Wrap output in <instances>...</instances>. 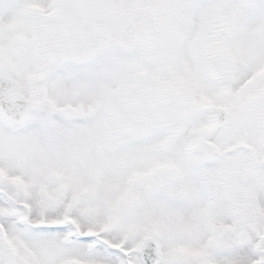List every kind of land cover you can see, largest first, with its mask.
Masks as SVG:
<instances>
[{"label":"snow or ice","instance_id":"1","mask_svg":"<svg viewBox=\"0 0 264 264\" xmlns=\"http://www.w3.org/2000/svg\"><path fill=\"white\" fill-rule=\"evenodd\" d=\"M0 264H264V0H0Z\"/></svg>","mask_w":264,"mask_h":264}]
</instances>
